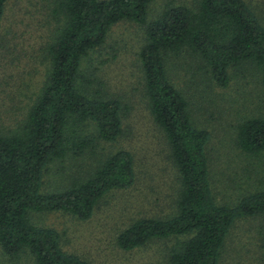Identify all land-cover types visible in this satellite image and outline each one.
<instances>
[{
  "label": "trees",
  "instance_id": "obj_1",
  "mask_svg": "<svg viewBox=\"0 0 264 264\" xmlns=\"http://www.w3.org/2000/svg\"><path fill=\"white\" fill-rule=\"evenodd\" d=\"M8 1L0 0V31ZM151 2L59 1L65 18L47 48L48 81L22 126L0 134V246L7 255L28 250L37 264H90L64 250L57 229L35 224L32 211H64L88 220L106 194L136 181L131 151L95 152L100 141L113 142L123 134L122 101L93 96L78 85L83 58L124 19L147 24L146 43L139 53L146 94L153 118L168 139L181 189L176 214L135 220L120 232L117 245L131 251L155 239L183 237L171 248L169 264H220L236 221L264 220V180L235 203L217 200L208 154L211 133L195 125L188 99L168 73L172 56L190 54L222 87L230 84V70L243 64L253 65L264 83V24L245 0H200L195 9L169 5L147 23ZM91 125L93 134L87 130ZM236 140L242 152L264 157V117L243 120ZM88 152L96 159L88 174L61 191H43L52 161Z\"/></svg>",
  "mask_w": 264,
  "mask_h": 264
},
{
  "label": "rangeland",
  "instance_id": "obj_2",
  "mask_svg": "<svg viewBox=\"0 0 264 264\" xmlns=\"http://www.w3.org/2000/svg\"><path fill=\"white\" fill-rule=\"evenodd\" d=\"M60 0H10L0 31V134L17 131L35 103L51 71L47 48L64 24ZM200 0H152L147 23L169 5L197 8ZM264 24V0H245ZM147 24L121 20L105 42L83 58L78 85L103 99L118 98L124 114L123 134L113 142L100 141L95 152L108 155L129 150L137 177L127 189L113 190L97 204L93 216L81 220L64 211H32L39 226L57 229L65 251L90 264H169V252L179 239H155L126 251L117 245L121 231L139 218H167L177 213L180 174L173 163L163 129L155 122L146 94L139 53L146 43ZM171 81L188 99L196 126L211 133L208 144L213 190L219 202L235 203L243 192L264 180V157L250 156L237 145V128L245 119L264 117V83L253 65L230 70L229 86L218 85L190 54L172 56ZM95 132L93 125L88 129ZM90 152L52 161L44 176V192L61 191L95 165ZM0 264H37L25 250L16 257L0 246ZM220 264H264V220L236 221Z\"/></svg>",
  "mask_w": 264,
  "mask_h": 264
}]
</instances>
